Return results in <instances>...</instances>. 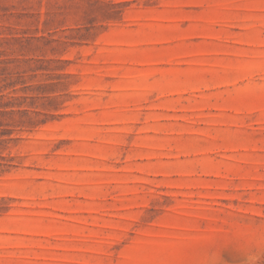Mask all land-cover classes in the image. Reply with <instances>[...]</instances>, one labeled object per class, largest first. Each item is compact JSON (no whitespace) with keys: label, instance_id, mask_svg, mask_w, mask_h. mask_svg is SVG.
Here are the masks:
<instances>
[{"label":"rangeland","instance_id":"1","mask_svg":"<svg viewBox=\"0 0 264 264\" xmlns=\"http://www.w3.org/2000/svg\"><path fill=\"white\" fill-rule=\"evenodd\" d=\"M0 264H264V0H0Z\"/></svg>","mask_w":264,"mask_h":264}]
</instances>
